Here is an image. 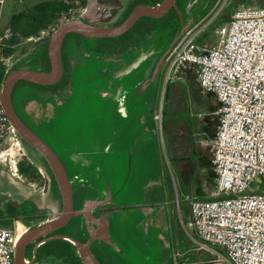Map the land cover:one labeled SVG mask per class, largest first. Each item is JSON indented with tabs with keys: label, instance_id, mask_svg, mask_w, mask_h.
<instances>
[{
	"label": "flooded vegetation",
	"instance_id": "af4514ba",
	"mask_svg": "<svg viewBox=\"0 0 264 264\" xmlns=\"http://www.w3.org/2000/svg\"><path fill=\"white\" fill-rule=\"evenodd\" d=\"M100 1L110 5V18L106 24L112 26L121 23L135 6L153 5L161 0ZM215 2L174 0V5L163 16H141L117 36L89 37L76 32L67 33L61 46L62 74L58 81L39 84L20 79L15 82L10 94L12 119L29 130L35 142L25 139L11 124L13 122H9L14 129L12 139L15 137L26 148L17 162V171L23 181L36 188L26 194L11 187L10 181L2 182L9 188H4L0 195V226L9 228L13 233V264H85L84 257L93 259L96 264H131L118 248L136 247L153 250V253L158 248L159 252L165 253L160 264H172L178 242L169 226V208L154 202L162 188L169 192L167 178L146 186L138 202L96 203L94 199L100 195L101 187L94 179L99 171L90 170L83 177L70 176L66 158L57 148L51 128L67 109L79 110L73 104L75 99L81 104L83 94L80 90L90 89L87 98L97 95V90H128L149 79L156 63L163 58L156 80L149 83L146 89L145 121L138 123L145 126L146 132H154L151 110L163 81L167 56L185 32L208 14ZM78 3L84 8L87 0H78ZM40 32L45 33L44 29ZM38 39V47L8 71L22 66L45 71L50 69L49 59L48 64L44 60V55L48 58L49 40L43 42V35ZM170 84L167 83V91ZM169 99L168 92L165 96L166 109ZM148 123L153 125L147 127ZM174 137L180 154L178 159L183 161L179 173L182 175L188 170L190 158L196 150L187 130L181 133L175 131ZM48 155L56 157L66 172L70 183V208H66L64 193ZM20 166L26 170H20ZM159 210L165 211L167 217L164 221L159 219ZM130 213L137 215L134 220L130 218ZM119 232L125 237L123 241L115 236H119Z\"/></svg>",
	"mask_w": 264,
	"mask_h": 264
},
{
	"label": "built area",
	"instance_id": "2783aa9c",
	"mask_svg": "<svg viewBox=\"0 0 264 264\" xmlns=\"http://www.w3.org/2000/svg\"><path fill=\"white\" fill-rule=\"evenodd\" d=\"M6 1L0 0V59L13 36L10 27H2ZM226 3L216 0L173 47L163 85L182 82L185 73L192 71L201 91L217 100L212 111L216 130L205 142L211 148L215 188L208 198L184 194L188 226L195 233L189 236L193 251L215 257L199 264H264V5L238 6L227 20L218 22ZM81 10L78 0H71L48 31ZM212 34L217 35L215 42ZM160 108L153 119L163 143ZM13 135L0 104V147ZM14 252L12 231L0 226V264H13Z\"/></svg>",
	"mask_w": 264,
	"mask_h": 264
},
{
	"label": "rangeland",
	"instance_id": "374dc122",
	"mask_svg": "<svg viewBox=\"0 0 264 264\" xmlns=\"http://www.w3.org/2000/svg\"><path fill=\"white\" fill-rule=\"evenodd\" d=\"M36 1L39 0H7L2 14V27H10L8 24L13 13L20 10L26 3H32ZM245 5L262 6L264 5V0H227L224 11L231 13L236 7ZM44 31L47 35L45 33L43 34L39 32L38 34L28 38L20 36L19 39L14 43L11 45L8 44L9 46H7L9 47V53L6 55L3 52L2 59H0V63L2 64L4 70L8 71L12 66L20 62L25 57V55H28L35 48H37L38 43L40 42L38 36H44L43 42L47 41V39L49 40L51 31H48L47 27L44 29ZM210 38L213 42H215L217 40V35L212 34ZM186 83L187 84L184 85V83L179 81L171 82L170 86L168 85L169 91H167V84L164 86L162 81L156 93L151 115L154 116L159 112L162 105L161 101L165 98V96H167L168 92L170 99L167 102V111L186 112L184 115H189V119H191L192 122H194L197 117H202L203 119L206 115H208V99H210L212 103H215L214 96L212 94H206L202 92L196 79L191 78ZM130 90L131 88L127 91ZM145 96L143 99V111L145 110ZM73 105L79 106L78 99L74 100ZM86 107L87 110H77V113L69 121L66 119V117L69 114L68 111L70 108L67 109L65 113L61 115L63 120L59 118L58 120L54 121L51 128V134L55 128L56 135H59L61 140H63L66 144L75 139H79L80 136L84 138L85 135L83 134V130L86 129V126L89 127L91 124L90 119H88L90 118V115L84 113L90 111L95 116V121L92 127V130L94 129V134L102 136L104 139L108 140V143L110 144V119H113L110 98H99L96 95H90L88 98H86ZM163 113L164 109L162 106V114ZM141 125L144 127L145 134H154L155 136L157 159L154 163L146 162V164L149 165L152 170L144 169L139 161L134 159L133 166L131 167L132 169L130 172V177L128 179L126 188L124 189L125 198L119 202H138L141 197V192L146 186L158 180L160 181V179L163 177L167 178V176H170L173 185V195L168 194L169 192L162 188L161 194H158V198L155 199L154 202L158 201L159 204L161 203L165 206H168L165 208H169V226L174 239L178 242V245L174 251L172 264L183 260L188 261L189 264L210 262L211 259L215 258L213 255L208 254L207 252H196L197 254H195V251H193V246L190 242L189 236L194 237L195 233L193 228L188 226V205L187 201L184 200V194L186 193L181 192L180 183L183 182L186 184L190 189L188 193L194 197L208 198L211 196L215 188V175L211 168L210 162L211 148L208 146L202 148V146L197 144L196 139H194L191 134V139L196 152L195 155L190 158L189 163L191 164L189 165V168L186 167L188 170L183 171L182 175H180L179 173L182 171L181 168L183 161L177 159L174 163H170L167 156L165 140L164 143L160 141V138L157 140L154 132H146L145 126L143 124ZM152 125L153 124L148 123L147 127H151ZM58 126L60 127L59 130H57ZM62 127L66 128L63 130ZM65 130H69L70 135L68 137H65ZM189 131L190 128H188V132ZM124 143L126 142H123L122 145H124ZM56 146L57 148L61 147L59 143H57ZM125 150L126 151L123 152L127 156L128 150ZM23 151L26 152V148L15 137L13 139L7 140L0 147V195L4 188H9L7 184L2 183H7V181H10L9 184L11 187L16 188V190L19 191L23 190V192L26 194L32 193L34 188H36L30 184H27L26 180L23 181L22 176L17 171V162L22 157ZM105 161L110 165V149L105 155ZM66 166L70 176H72V170L68 167L67 161ZM94 182L100 187L103 186L101 181H99L97 178L94 179ZM176 197L178 198V205H176ZM158 215L161 221H164V219L167 217L165 211L163 210H159ZM136 216V214L130 213L131 219L134 220ZM156 232L158 233V231ZM156 232H154V234H156ZM118 234L119 236H115L118 237L120 241H123V239H125L123 233L119 232ZM133 250L137 252L139 258L143 259L148 257L151 263L158 262L157 264H160L161 258L165 256V253L159 252L158 248L157 252L155 253H153V250H141L138 247L133 248ZM216 250L222 252L220 248H217ZM130 263L133 264L132 262Z\"/></svg>",
	"mask_w": 264,
	"mask_h": 264
},
{
	"label": "water",
	"instance_id": "95a60500",
	"mask_svg": "<svg viewBox=\"0 0 264 264\" xmlns=\"http://www.w3.org/2000/svg\"><path fill=\"white\" fill-rule=\"evenodd\" d=\"M172 5H174V0H161L153 5L139 4L131 10L121 23L110 26L106 24L110 18V5L100 0H87L85 7L79 13L60 21L52 31L47 45V54L50 62L49 70L45 71L22 66L11 69L6 73L0 87V104L9 122H13L11 124L25 139L33 142L34 136L31 132L16 124L12 119L11 90L15 82L20 79H26L39 84H51L60 79L62 74L61 46L67 33L76 32L89 37L117 36L128 30L139 17L150 16L159 18ZM162 64L163 58L156 63L151 77L138 82L130 91L107 92L97 90L96 96L99 98H110L112 105L113 119H110V144L102 136L94 134L92 127L95 116L90 111L84 113L90 115L88 119L91 122L90 126H86V129L83 130L84 138L80 136L79 139L66 144L61 140L59 135H56L55 128L53 130L52 136L56 144L59 143L61 146L59 149L64 153L63 155L66 158L68 167L72 170V177H83L93 169L99 171V175L96 178L101 181L103 186L100 189V195L94 199L96 203L122 201L125 198L124 189L130 177L134 159H137L141 166L147 170L151 168L146 162L154 163L157 159L154 134H145L144 127L142 125L139 126L137 123L143 112V99L148 84L156 80ZM89 91V88L80 90L83 98L81 104L79 103V110H87L86 95ZM68 113L66 119L69 121L77 112L70 110ZM60 119L63 120V117ZM66 127H62V129L64 130ZM59 129L60 127L58 126L57 130ZM64 132L65 137L70 135L69 130H65ZM94 139L95 142H93ZM123 142L126 143L122 145ZM33 143L35 144V142ZM109 149L110 165L105 161V155ZM125 149L128 150L127 156L124 153ZM42 150L44 149L42 148ZM48 157L64 193L67 204L66 208H70L68 202L70 183L66 172L56 157H50L49 155ZM78 247L81 250L80 246ZM118 251L133 264L158 263H151L148 257L139 258V255L133 248H118ZM84 262L85 264H96L93 259L89 260L85 257Z\"/></svg>",
	"mask_w": 264,
	"mask_h": 264
},
{
	"label": "trees",
	"instance_id": "16d2710c",
	"mask_svg": "<svg viewBox=\"0 0 264 264\" xmlns=\"http://www.w3.org/2000/svg\"><path fill=\"white\" fill-rule=\"evenodd\" d=\"M247 6V5H245ZM66 7L65 3L56 2V1H36V2H28L23 7L13 13L10 18L9 26L13 31L12 38L7 42V44L11 45L15 41L19 39V37L28 38L30 36L38 34L42 29L48 27L51 23H53L56 19L57 13ZM229 12H223L221 15V19L218 21H225L229 18ZM8 45V46H9ZM5 46L3 52L7 55L9 53V47ZM44 60L48 64V58L44 55ZM5 70L0 63V85L2 83L3 78L5 77ZM166 100L163 99V109H164V120L165 122V139H166V149L167 156L170 163H174L179 157L180 154L175 143V132L172 128L171 124V112L166 109ZM186 123H184L185 127ZM181 139V137H180ZM26 170V168H22L20 166V170ZM168 185H169V194L173 195V185L170 176H167ZM180 189L183 193H188L190 190L189 187L183 182L180 183ZM189 212V210H188Z\"/></svg>",
	"mask_w": 264,
	"mask_h": 264
},
{
	"label": "crops",
	"instance_id": "0c3cea01",
	"mask_svg": "<svg viewBox=\"0 0 264 264\" xmlns=\"http://www.w3.org/2000/svg\"><path fill=\"white\" fill-rule=\"evenodd\" d=\"M191 78L196 79L195 75L192 71H187L185 73V78L182 81V83H184V85H186L187 84L186 82ZM179 82H181V81H179ZM206 94H211V93H206ZM214 98H215V96H214ZM208 101H209V105H208V108H209L208 113L209 114L206 115L203 119H202V117H197L194 122H192L191 119H189V117H190L189 115H184V114H186V112L185 113L175 112V111L171 112V114H172L171 124H172V128H173L174 132L176 131L177 133H181L184 130H187V132H188V128H190V131L188 132L190 137L192 134L193 138L196 139L197 144L202 146V148H205L206 146H208L205 143L206 139H208L214 135L215 130H216V125H217V118L215 115L212 114V111L217 106V100L215 98V103H212L210 99H208ZM161 102H162V105H161V107H162L163 106V100ZM144 113H145V110L140 115L138 123L145 121L146 115ZM163 118H164V116H163ZM152 119H153V117H152ZM153 122H154V119H153ZM165 122L166 121L164 120V125H163L164 133H165ZM184 123H186L185 127H184ZM154 125L156 126L155 122H154ZM155 126H154V133H155L157 140H158L159 139V133L157 131V127H155ZM164 140L166 143L165 136L163 135V143H164Z\"/></svg>",
	"mask_w": 264,
	"mask_h": 264
}]
</instances>
